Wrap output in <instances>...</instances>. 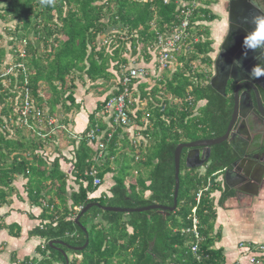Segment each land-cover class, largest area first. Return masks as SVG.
<instances>
[{
    "label": "trees",
    "instance_id": "obj_1",
    "mask_svg": "<svg viewBox=\"0 0 264 264\" xmlns=\"http://www.w3.org/2000/svg\"><path fill=\"white\" fill-rule=\"evenodd\" d=\"M187 1L191 0H169L167 4L165 0H51V3L0 0V25L5 26V33L0 34V210L11 204L13 198L23 202L28 200L42 208L37 225L29 232V240L40 241L35 256L20 261L12 255L15 264H66L63 255L53 250L49 243L62 242L65 246L82 248L87 241L88 246L81 252L65 246L56 247L76 256L72 261L69 258V264H222V249H214L221 234H214L216 212L210 195L218 188L216 174L230 168L237 159L228 142L212 148L205 175L196 170H190L184 177L180 173L176 212L122 214L94 207L79 220L86 233L75 223L81 211L90 204L121 209L153 205L172 207L174 157L178 145L225 135L233 103L210 85L215 50L208 24L217 17L208 9L200 6L195 12L191 27L205 32H198L202 39L192 46L184 66L165 72L161 81L150 89L149 93L157 103L151 107L156 127L152 132L153 144L142 155L145 161L141 162L149 172L147 177H139L129 188L125 180L130 166L125 165L109 195L99 194L107 173L96 166L100 185L95 187L93 178L85 174L95 166L91 161L94 152L82 141L76 152L74 170L79 189L66 198L65 176L57 167L50 173L45 170L46 159L42 156L49 140L38 137L22 125L14 110L19 102V87L25 80L20 71L22 66L27 72L33 109H41L57 122L58 118L54 117V114H60L57 107L63 109V117H66L65 114L76 106L77 80L84 84L87 80L93 84L99 81L107 84L117 78L116 89L90 116L94 126L96 116L103 111L106 102L123 92L122 74L128 68L129 59L136 58L138 52H152L157 33L164 34L178 24L180 3ZM2 41H5L4 45ZM21 51L25 52L24 56ZM196 63L206 69L200 71L198 67L194 70ZM11 67H16L17 77L2 79L1 75ZM144 87L146 84L141 83L138 88ZM133 88L132 85L130 93ZM44 92L50 95L47 102ZM161 93L165 99L161 100ZM188 96L192 98L191 102L186 101ZM200 104L203 106L199 108ZM130 115L133 118L132 112ZM133 120L136 122L139 118ZM30 124L43 130L34 120ZM109 125L112 128L107 133L114 136L107 144V153L111 156L118 152L116 141H119L122 129L112 121ZM126 137L125 133L124 140L120 141H125ZM19 183H22L20 190ZM48 183L51 188H47ZM209 184L210 189L202 195L197 206V193ZM56 185L59 188L55 196L60 205L51 198ZM146 192L150 194L148 198ZM46 195L50 197L48 201ZM233 197L235 193L225 189L219 204L222 206ZM196 206L203 239L197 253L200 261L190 250L194 238L181 232L191 225L190 217ZM90 221L91 225H88ZM8 230L11 238H20L21 226L0 223V232Z\"/></svg>",
    "mask_w": 264,
    "mask_h": 264
},
{
    "label": "crops",
    "instance_id": "obj_2",
    "mask_svg": "<svg viewBox=\"0 0 264 264\" xmlns=\"http://www.w3.org/2000/svg\"><path fill=\"white\" fill-rule=\"evenodd\" d=\"M204 1H198L200 6H202V3L209 4L208 6L203 5V9H208L217 19L225 14L223 0ZM210 33V36L215 37L213 29L210 30ZM159 34L157 33L156 35L152 52H149V54H141V52H138L136 58L129 59L126 70L144 68L148 70L149 74L147 78L135 80L136 82L134 81L132 83L134 88L131 92V99L133 100L131 110L133 118H139V120L134 121L135 124L132 127L122 129L118 136L119 141H116L117 154L109 156L106 153V156L110 158L105 157L104 160H99L97 158V144L89 142L85 137L93 125L90 116L113 93L114 89H116L117 84L115 80L117 78H114V80H111L107 84L106 82L103 83L100 81L93 84L87 80L83 85L85 90L76 84L74 91L76 106L69 113L65 114L66 117L62 115L63 119H61L58 113L54 114V117L56 116L58 118V122L60 121L59 119L62 120L61 124L56 121L54 129L44 127V131L40 130L44 134H47L44 140H49L45 154L42 156L46 159L45 170L47 173H50L56 171L55 168L57 167L65 176V181L67 182L66 198H70L79 189L75 181L74 170L77 162L76 152L79 150L82 141H85L92 152H94L91 159L94 165L100 166L107 173L104 177L102 187L99 190V194L109 195L111 189L116 185V177L125 165L130 166L129 175L125 180L126 187L129 188L135 184L139 177H147L149 170L145 169L141 165V162L145 161L142 155L147 153L151 144H153L152 132L156 127V119L151 107H155V104H157L153 101L154 97L149 92L154 85L161 81L163 75H165V71H160L157 64L158 49L156 42ZM212 36L210 38L211 41ZM105 43L107 44L108 42ZM128 49L130 51L129 53H131L130 48ZM145 61L148 63L145 64ZM141 83L146 84V87L139 89L138 87ZM144 93H146V97H144ZM44 94L45 96L43 97L47 102L50 95L45 92ZM162 95L163 93L160 94L161 100L163 98L165 99L164 95ZM202 106L203 104H200L199 108ZM57 108L62 113L60 107ZM96 118L101 135L103 132H108L112 128L109 125L111 118L104 113V108L100 114H97ZM125 133L127 137L125 141L121 142L120 140H124ZM241 140H245V137L241 138ZM134 143H137V146H134ZM249 148H246V150ZM57 162L58 164H56ZM138 164L141 165L140 168L137 167ZM208 165L209 163L203 167L194 168V170L201 175H205ZM216 175H218L216 181L218 188L211 193L210 199L216 212L214 234H221V239L214 249H222V264H251V259H255V263L253 264H264V176L258 194L252 196L238 192L236 189H230L225 182V173H217ZM21 184L19 183L18 185L19 190L22 186ZM58 185L55 186L51 194L52 200L56 199V205H60V201L55 196L59 188ZM46 186L47 188H51L50 183L46 184ZM225 189L233 191L235 197L228 199L221 206L219 201ZM149 196V192H146L145 197L148 198ZM49 198L46 195L45 199L47 201ZM68 204L70 205L71 202L68 201ZM43 206L46 207L45 202H43ZM2 211L4 213L3 215L0 213V223L7 226L18 224L21 226V236L19 239H14L9 236V230L0 232V264H15L12 261V255H16V258L20 259V261L28 256L33 258L35 256L36 246L40 241L36 238L29 240V232L37 225V218L42 213V208L32 205L28 200L23 202L13 198L12 203L4 207ZM74 258L76 256L73 255L70 260L72 261Z\"/></svg>",
    "mask_w": 264,
    "mask_h": 264
},
{
    "label": "water",
    "instance_id": "obj_3",
    "mask_svg": "<svg viewBox=\"0 0 264 264\" xmlns=\"http://www.w3.org/2000/svg\"><path fill=\"white\" fill-rule=\"evenodd\" d=\"M235 3L231 2L229 6L228 14L230 16L231 30L234 27L235 21H233V11L235 9ZM264 14V13H263ZM247 15L250 16L248 13ZM247 16L248 18H250ZM230 37L227 38L224 45L222 46V52L227 49V43ZM223 56L222 53L219 55L214 63L215 74L210 80L211 87L222 96H227L226 88L228 82H232V85L236 86L233 94V104H232V116L231 121L228 125L227 131L224 136L212 139V140H198L190 143H183L178 145L175 150L174 165H175V190H174V202L172 207H165L162 205H153L150 207H144L139 209H121L112 207H102L99 204H90L86 206L80 213V215L75 220V223L86 233L87 230L79 223L80 218L85 215L90 209L96 207L100 208L104 212L110 213H122V214H132V213H145L150 211H160L162 213H174L178 208V197L180 192V172L182 165V154L183 152L189 151L186 157V164L190 169L197 167H203L208 164L211 155L212 148L214 146L228 142L235 154L238 155L239 159L235 161L231 168L223 171L225 173L224 178L226 185L230 189H236L238 192L256 196L259 192L260 185L263 182L264 176V164L260 163L256 165V160L248 159L244 157L245 154L237 147V142H241V138L245 137L246 148L250 147L254 142L253 139L260 137L264 138V78L261 79H251L248 73L251 71L252 67L255 65L256 61L254 58L248 62H239L238 57L236 62L237 66H233V70L229 71L227 69L226 73L222 70L223 64H221ZM243 70L246 76L238 77L236 71ZM246 87V88H244ZM253 134V138H252ZM247 143V144H246ZM196 154V157H191L192 153ZM194 160V164H192ZM192 161V162H191ZM240 164V165H239ZM257 167L260 170H257ZM222 173V172H219ZM65 246L62 242H50L49 246L63 255L66 264H69V259L67 254L56 246ZM88 246V241L82 248H75L65 246L66 248L73 250L75 252H81Z\"/></svg>",
    "mask_w": 264,
    "mask_h": 264
},
{
    "label": "built area",
    "instance_id": "obj_4",
    "mask_svg": "<svg viewBox=\"0 0 264 264\" xmlns=\"http://www.w3.org/2000/svg\"><path fill=\"white\" fill-rule=\"evenodd\" d=\"M199 0H191L185 3H180V11L178 24L172 28L170 31L166 32L165 35H158L156 46H157V64L160 71H171L176 70V68H182L185 62L188 60L186 56L188 55L192 46L201 41V37L198 36V32L203 33V30H197L195 27H191V23L195 12L200 4ZM165 3H169V0H165ZM202 7V6H201ZM204 17V16H203ZM204 19V18H203ZM203 24L208 27V25L203 21ZM23 45H26V41L23 42ZM22 56L25 55L24 51H21ZM183 58L185 59L184 61ZM194 64L193 68L196 70L199 66ZM21 68L20 66H18ZM24 77V83L19 87V102L18 106L14 108L16 114L19 115V121L22 125L26 126L28 130H31L33 134H36L38 137L46 138L47 134H44L37 129L33 124H30L31 120L36 121L41 127L48 129H54L56 125V120L53 118H48L44 111L41 109H33V98L31 91L28 87V76L26 69L22 66L20 70ZM211 72V70H210ZM148 70L144 68L130 69L126 70L122 74V86L123 92L116 97H113L104 106V113L110 116L112 123L120 127L121 129H126L134 125V120L131 117L130 113L132 112V102L130 87L135 80L145 79L148 77ZM18 73L16 67H11L7 69L2 75V79H9L11 76L17 77ZM9 83L11 81L9 80ZM187 102H191L192 98L190 96L186 99ZM177 102V100H175ZM20 107V108H19ZM165 110L163 106L162 111ZM30 121V122H29ZM86 139L89 142L97 144V158L99 160H104L107 153V144L113 139L111 133L103 132L101 135V130L98 125L95 124L92 126L86 134ZM134 146H137V143H134ZM93 178V185L99 186L100 180L98 176V170L96 166H92L88 173H85ZM219 174V173H218ZM210 189V184L203 191H199L196 195V203L199 205L202 195ZM195 207L192 211L190 217L191 225L188 228L183 229L181 232L184 235H191L194 238V243L190 247L191 252L196 256L197 260L200 261L201 258L197 255L199 252V245L202 242V237L200 234V222L197 218V208ZM255 263V259H251V264Z\"/></svg>",
    "mask_w": 264,
    "mask_h": 264
},
{
    "label": "flooded vegetation",
    "instance_id": "obj_5",
    "mask_svg": "<svg viewBox=\"0 0 264 264\" xmlns=\"http://www.w3.org/2000/svg\"><path fill=\"white\" fill-rule=\"evenodd\" d=\"M231 2H239V3H235V9L233 11L232 19L236 23H234L233 25L234 27H232V33L230 35L231 24L229 22L230 16L228 14V11H229V6ZM223 5H224L223 10L225 11L224 12L225 14L222 16L220 20V22H223V23L221 24L220 29H219L221 30V37H220V40H218V42L216 43L214 63L219 57V55L222 53L223 58L221 60V64L224 63L223 64L224 70H222V72L224 71L226 73L227 69L229 71H232L234 69L233 66L234 65L237 66V62H236L237 57H238L239 62H248L254 57V54L252 52H248L247 56H245V49L243 47V41H244L246 32H248L251 27L250 18L254 14H257L258 12H260L261 14L264 13V0H254V2H250V0H223ZM248 13L250 14V16L247 15ZM247 16H249L250 18H248ZM228 37H230V39H229V42L227 43V49L224 52H222V46L224 45ZM215 41H216V38L213 37L212 38L213 48H215V45H214ZM234 71H236L238 77L246 76L243 70H240V71L234 70ZM214 74H215V67L213 65V68L211 69V78L213 77ZM235 89H236V86L232 85V82L229 81L227 84V88H226L227 96L226 97L223 96V97L232 100V103H233V94H234ZM230 121H231V118L229 120V123ZM252 138H253V134H252ZM244 141L246 142V140H243V142ZM253 141L254 142L251 144L248 150H246V146L245 144H242V141L237 142V147H239L240 150L244 152L245 154L244 157H247L248 159H252V160L255 159L257 162L256 165H259L260 163L264 164V138L262 139L260 137H257L253 139ZM188 153L189 151H186V150L183 152L182 163L183 162L186 163V157L188 156ZM191 157H196L195 152L192 153ZM236 157L237 159L235 161L239 159L237 154H236ZM192 161H191L192 164H194L195 161L194 160ZM191 170H194V169H191ZM257 170H260V168L257 167Z\"/></svg>",
    "mask_w": 264,
    "mask_h": 264
},
{
    "label": "clouds",
    "instance_id": "obj_6",
    "mask_svg": "<svg viewBox=\"0 0 264 264\" xmlns=\"http://www.w3.org/2000/svg\"><path fill=\"white\" fill-rule=\"evenodd\" d=\"M42 3H51V0H41ZM254 2V0H250ZM250 30L246 32L243 41L245 56L248 52L254 54L256 61L248 76L251 79L264 78V14L258 12L250 18ZM238 64V62H237Z\"/></svg>",
    "mask_w": 264,
    "mask_h": 264
},
{
    "label": "rangeland",
    "instance_id": "obj_7",
    "mask_svg": "<svg viewBox=\"0 0 264 264\" xmlns=\"http://www.w3.org/2000/svg\"><path fill=\"white\" fill-rule=\"evenodd\" d=\"M202 2H205L204 0H201ZM208 6V5H207ZM221 18L222 17H218V19H217V21H214L213 23H210V24H208L209 25V27H211V29H213V32H214V36H215V38H216V41L214 42L215 44V48H214V50H215V52H216V43L218 42V40H220V37H221V30H219L220 29V26H221V24L223 23V22H220V20H221ZM224 20V19H223ZM4 25H0V34L1 35H3L4 33H5V30H4ZM3 45L5 44V41H2L1 42ZM215 55V54H214ZM198 66V65H197ZM200 71H203L204 69H206L204 66H201V67H199L198 68ZM211 73V72H210ZM76 84L81 88H83L84 90H85V88H84V83L83 82H81L80 80H77L76 81ZM61 109V108H60ZM61 112H62V110H61ZM61 117H62V113H60L59 114ZM29 132V131H28ZM190 168L187 166V164L185 163V162H183L182 163V165H181V175H182V177H184L185 175H189L190 174ZM2 210H4V208L2 209ZM2 210H0V213H2V215H3V211ZM101 216V215H100ZM100 220H98L97 221V223L99 222ZM88 225H91V221L89 222V224ZM67 256H68V258H72V256H73V254L71 253V252H68L67 253ZM75 259V258H74Z\"/></svg>",
    "mask_w": 264,
    "mask_h": 264
}]
</instances>
